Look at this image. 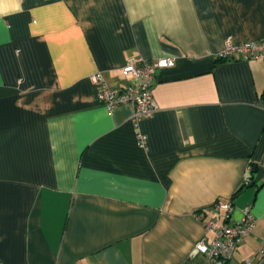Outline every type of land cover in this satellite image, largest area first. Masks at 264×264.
Here are the masks:
<instances>
[{
    "label": "crops",
    "instance_id": "obj_1",
    "mask_svg": "<svg viewBox=\"0 0 264 264\" xmlns=\"http://www.w3.org/2000/svg\"><path fill=\"white\" fill-rule=\"evenodd\" d=\"M229 37L264 41V0H0V264H210L218 201L256 220L231 264H264V62ZM166 57L144 148L90 76Z\"/></svg>",
    "mask_w": 264,
    "mask_h": 264
},
{
    "label": "built area",
    "instance_id": "obj_2",
    "mask_svg": "<svg viewBox=\"0 0 264 264\" xmlns=\"http://www.w3.org/2000/svg\"><path fill=\"white\" fill-rule=\"evenodd\" d=\"M236 56L246 60L264 62V41L234 42L232 37H229L219 58L231 60ZM174 65L175 60L169 57L143 61L130 59L127 65L120 70L122 78L133 82V85L125 88L110 87L102 74L97 73L90 76L91 82L97 88L99 102L110 112L123 105H131L134 108L132 123L141 147H146L147 137L140 131V123L151 118L159 109L154 99L152 82L159 71L172 68ZM250 183L251 180L246 179L245 185ZM233 209L232 203L218 201L214 204L213 210L216 214L225 210L226 215L223 218L217 215L205 221L206 234L212 233V237L202 238L196 248L208 258L210 264H231L240 243L250 237L255 230L256 220L251 207L244 210L240 221H232ZM244 264L253 263L246 260Z\"/></svg>",
    "mask_w": 264,
    "mask_h": 264
}]
</instances>
